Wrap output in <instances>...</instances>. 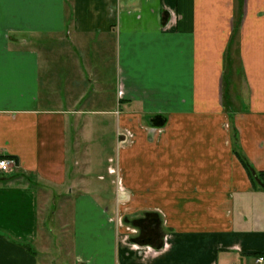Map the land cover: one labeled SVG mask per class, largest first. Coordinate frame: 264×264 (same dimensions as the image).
Listing matches in <instances>:
<instances>
[{"label": "crops", "instance_id": "0c3cea01", "mask_svg": "<svg viewBox=\"0 0 264 264\" xmlns=\"http://www.w3.org/2000/svg\"><path fill=\"white\" fill-rule=\"evenodd\" d=\"M0 157V264L64 193L86 261L264 264V0H0Z\"/></svg>", "mask_w": 264, "mask_h": 264}, {"label": "rangeland", "instance_id": "374dc122", "mask_svg": "<svg viewBox=\"0 0 264 264\" xmlns=\"http://www.w3.org/2000/svg\"><path fill=\"white\" fill-rule=\"evenodd\" d=\"M114 163L112 162L111 165ZM113 167V166H112ZM10 172V171H9ZM7 172V173H9ZM7 173H0V176ZM98 173H94L91 176V183L98 184ZM65 195V193H64ZM63 194L60 195V200L56 203V207H53L52 197L48 199L47 208L42 210L41 222L43 223V244L42 253H38L40 264H95L93 259H88L85 256L86 253H73L70 241L66 239L65 232L68 231V227L62 224L64 220L68 219L70 211L65 208V198ZM50 202V203H49ZM41 223V224H42ZM69 252V253H68ZM87 258L84 259L83 255ZM80 259V261H79ZM83 260V261H82Z\"/></svg>", "mask_w": 264, "mask_h": 264}, {"label": "built area", "instance_id": "2783aa9c", "mask_svg": "<svg viewBox=\"0 0 264 264\" xmlns=\"http://www.w3.org/2000/svg\"><path fill=\"white\" fill-rule=\"evenodd\" d=\"M14 165V161L5 157H0V173H7L11 170L12 166ZM263 261V259L260 257L259 260Z\"/></svg>", "mask_w": 264, "mask_h": 264}, {"label": "trees", "instance_id": "16d2710c", "mask_svg": "<svg viewBox=\"0 0 264 264\" xmlns=\"http://www.w3.org/2000/svg\"><path fill=\"white\" fill-rule=\"evenodd\" d=\"M259 177L261 178V180H264V172L259 174Z\"/></svg>", "mask_w": 264, "mask_h": 264}, {"label": "bare ground", "instance_id": "6f19581e", "mask_svg": "<svg viewBox=\"0 0 264 264\" xmlns=\"http://www.w3.org/2000/svg\"><path fill=\"white\" fill-rule=\"evenodd\" d=\"M262 258V257H261ZM263 259V258H262Z\"/></svg>", "mask_w": 264, "mask_h": 264}]
</instances>
